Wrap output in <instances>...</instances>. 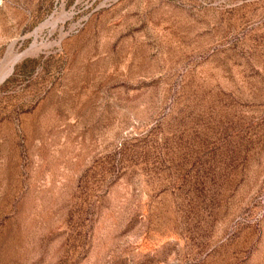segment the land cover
Instances as JSON below:
<instances>
[{"label":"rangeland","instance_id":"374dc122","mask_svg":"<svg viewBox=\"0 0 264 264\" xmlns=\"http://www.w3.org/2000/svg\"><path fill=\"white\" fill-rule=\"evenodd\" d=\"M27 50L0 264H264V0H0Z\"/></svg>","mask_w":264,"mask_h":264},{"label":"bare ground","instance_id":"6f19581e","mask_svg":"<svg viewBox=\"0 0 264 264\" xmlns=\"http://www.w3.org/2000/svg\"><path fill=\"white\" fill-rule=\"evenodd\" d=\"M36 46V45H35ZM35 46H33V47H35ZM32 47V46H31ZM32 50H33V48H32ZM31 50V51H32ZM29 51L27 50V51H25V52H23L22 54H19V55H16V56H14L13 58H12V60H11V62L9 63V66L7 65V67H5L6 68V70L5 71H3V72H0V83L7 77V75L10 73V71H11V68H12V66H13V64L15 63V61L16 60H18L19 58H21L22 56H24L26 53H28ZM10 58V59H11ZM1 70V69H0ZM2 71V70H1Z\"/></svg>","mask_w":264,"mask_h":264}]
</instances>
